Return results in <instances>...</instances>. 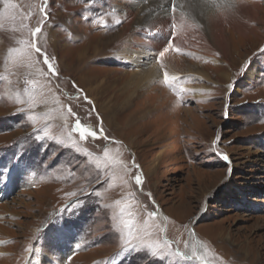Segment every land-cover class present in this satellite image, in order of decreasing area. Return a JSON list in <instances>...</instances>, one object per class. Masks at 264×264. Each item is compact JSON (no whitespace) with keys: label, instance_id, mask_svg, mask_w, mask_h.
Listing matches in <instances>:
<instances>
[{"label":"rangeland","instance_id":"374dc122","mask_svg":"<svg viewBox=\"0 0 264 264\" xmlns=\"http://www.w3.org/2000/svg\"><path fill=\"white\" fill-rule=\"evenodd\" d=\"M135 1L0 0V264H264V22L231 34L230 64L161 58L169 38L160 77L135 88L137 67L93 50L125 25L115 6ZM182 58L209 77L168 72L165 84ZM77 119L104 135L82 140ZM192 233L198 255H177Z\"/></svg>","mask_w":264,"mask_h":264},{"label":"bare ground","instance_id":"6f19581e","mask_svg":"<svg viewBox=\"0 0 264 264\" xmlns=\"http://www.w3.org/2000/svg\"><path fill=\"white\" fill-rule=\"evenodd\" d=\"M169 1L146 0V2H143V0H136L133 3L125 2L116 5L115 7L119 12V17L121 20H124L125 25L122 26L120 31L107 36V38L100 35L96 38L93 45L94 52L98 54L105 53V50L110 46L111 48L113 47L116 56L127 60L138 68V71L131 74V77H134L132 80L136 78L132 81L135 88H138L143 82L150 83L155 78L160 77L161 68L156 58H154L157 57L155 51H159L161 48L167 46L166 42L169 38H171L174 48H179L181 51L189 50L196 55H204L205 58H210V61L217 65L222 62L220 55L223 54V56L227 57H224L225 63L230 64L234 62L229 56L234 46L233 38L231 40V34L234 33L241 38H247L252 32L257 30L256 27H253V23L264 22L263 18L260 17L261 12L264 10V5L261 0H254L253 2L245 0H218V3L234 4L235 6L233 8H215L203 2L199 5H194L193 0H177L180 11L175 12L174 15L168 10L169 8L167 10L165 8V5ZM174 25L177 26L176 32L172 31ZM140 27L144 31L140 30L139 32H145L148 35L149 39L146 43L142 41H140L142 43H137L134 41L132 31L138 30ZM134 44H138L139 49H134ZM121 45L122 47H120ZM152 58L154 60L149 61V64L144 62V60L147 61ZM182 60L186 64V68L181 69L169 64L171 69L167 68V72L173 75L195 72L199 76L209 77V74L204 70L196 69L194 66L195 63L192 61H186L183 58ZM255 65L256 63L251 64L249 67L247 79L254 78ZM145 86L147 87L148 84ZM142 87L143 85L140 89ZM130 90V88L123 89L119 95L117 105L122 103L119 101L123 96H126L125 100L131 101L134 92L131 93ZM108 119L113 120L111 117H108ZM5 182L11 181L7 179ZM6 191H8V188ZM191 235L190 242H188L189 244L187 246L189 250L184 253L187 257L192 252V237L197 234L195 233L194 235L192 233ZM199 252L203 253V249H200Z\"/></svg>","mask_w":264,"mask_h":264},{"label":"snow or ice","instance_id":"6c2138e0","mask_svg":"<svg viewBox=\"0 0 264 264\" xmlns=\"http://www.w3.org/2000/svg\"><path fill=\"white\" fill-rule=\"evenodd\" d=\"M202 2L205 3V4H210L212 7H215V8H221V7L233 8L235 6L232 3H226V4L218 3V0H193L194 5H199ZM3 3L5 5L6 9L9 8V7H15L14 5H12L10 3V0H3ZM175 11H176V4H175V2H173V4H172V12L175 13ZM44 15L47 16V12L46 11L44 12ZM41 31H42V29L40 27H37L35 29L33 35H37ZM21 43H24V42L22 41ZM31 48L35 49L36 53H41V48L38 47L35 43L31 44ZM170 50H175L177 52L181 51V49H179V48H174V45L170 43V44H168L167 47L164 48L163 51L160 52L159 56L162 58ZM43 62H44V64H46L48 66V68L51 70V72L53 74L56 73V67H55L54 63L50 60V58L46 54H44V56H43ZM175 79H176V77L170 76L167 71L164 72L163 82L165 84L172 85V81H174ZM35 83L36 82L33 81V80H29L28 81V84H30V85H34ZM73 131L78 133L82 140H87L89 138L96 139L99 136H103L104 135V130H103L102 126L97 131V130L93 129L90 125L82 124L79 119H77L75 121V125H74V128H73ZM45 135H47V133H45ZM38 138L42 139L43 137H38ZM105 155H107V153H105ZM222 157L226 161L229 159V157L226 154H222ZM135 182L138 185L142 184L143 183L142 176L141 175H136L135 176ZM98 195H99V193H98ZM149 215L152 216V215H155V213H149ZM130 224H131V221L127 222L126 226H130ZM128 235H129V238L124 240V245H126V246L131 243V239H136V237L133 236L131 231H129ZM140 243L143 244V245H146L148 247H152L153 246V242L149 241V240L140 239ZM169 243L170 242L167 241V240L164 241L165 245H169ZM176 254L177 255H181V256L184 255V253H181L179 251H177ZM192 254H193V256H197L198 255L195 245H193V247H192ZM199 258L203 259L202 256H200ZM206 264H207V262H206Z\"/></svg>","mask_w":264,"mask_h":264}]
</instances>
